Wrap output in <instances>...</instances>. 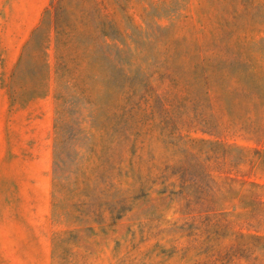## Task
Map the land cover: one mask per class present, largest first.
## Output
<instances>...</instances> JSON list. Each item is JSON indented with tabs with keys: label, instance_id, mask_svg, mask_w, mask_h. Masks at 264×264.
<instances>
[{
	"label": "rangeland",
	"instance_id": "rangeland-1",
	"mask_svg": "<svg viewBox=\"0 0 264 264\" xmlns=\"http://www.w3.org/2000/svg\"><path fill=\"white\" fill-rule=\"evenodd\" d=\"M0 264H264V0H0Z\"/></svg>",
	"mask_w": 264,
	"mask_h": 264
},
{
	"label": "trees",
	"instance_id": "trees-1",
	"mask_svg": "<svg viewBox=\"0 0 264 264\" xmlns=\"http://www.w3.org/2000/svg\"><path fill=\"white\" fill-rule=\"evenodd\" d=\"M36 87L40 88L41 84H37ZM253 239L257 240V239H260V237L259 236H255ZM238 249L240 250V248H238ZM242 251H243V249H242ZM235 255H236V253H232V252L229 255H227L226 258H227L228 262H232L234 260L233 256H235Z\"/></svg>",
	"mask_w": 264,
	"mask_h": 264
}]
</instances>
